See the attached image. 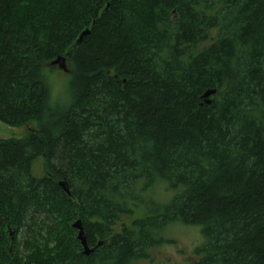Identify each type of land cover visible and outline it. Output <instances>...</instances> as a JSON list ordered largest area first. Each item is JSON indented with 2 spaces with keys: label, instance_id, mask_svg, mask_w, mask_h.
I'll return each mask as SVG.
<instances>
[{
  "label": "trees",
  "instance_id": "1",
  "mask_svg": "<svg viewBox=\"0 0 264 264\" xmlns=\"http://www.w3.org/2000/svg\"><path fill=\"white\" fill-rule=\"evenodd\" d=\"M0 121V264H135L174 222L187 264H264V0H0Z\"/></svg>",
  "mask_w": 264,
  "mask_h": 264
},
{
  "label": "rangeland",
  "instance_id": "2",
  "mask_svg": "<svg viewBox=\"0 0 264 264\" xmlns=\"http://www.w3.org/2000/svg\"><path fill=\"white\" fill-rule=\"evenodd\" d=\"M54 70L49 72V83L52 87V96L59 98L62 103H67V85L70 75L66 71L62 72L59 68L53 67ZM58 97V98H57ZM28 135V128L25 125L10 126L0 121V139L6 138H24ZM32 174L40 176L44 172L43 158L41 156L33 160L31 165ZM156 197L160 201H167L172 192L164 191V187H158ZM15 234L14 229L10 228ZM8 231V230H7ZM9 234V233H8ZM10 236V235H9ZM162 236L170 243H164L155 246L149 250L148 257L142 258L135 264H187L193 259V251L200 246L203 241L201 228L195 225H186L178 222L169 224L162 233ZM17 239L21 240L25 237V233L20 232L16 235ZM22 246V243L20 244ZM10 251L13 249V244L9 245Z\"/></svg>",
  "mask_w": 264,
  "mask_h": 264
},
{
  "label": "water",
  "instance_id": "3",
  "mask_svg": "<svg viewBox=\"0 0 264 264\" xmlns=\"http://www.w3.org/2000/svg\"><path fill=\"white\" fill-rule=\"evenodd\" d=\"M87 31L84 30L82 32V34L79 36L78 40L82 37V35H84ZM50 66H57L60 70H63V71H67V66H66V62H65V58L61 55L57 56L55 59H53L50 63H49ZM215 92V90H206L203 94V97L205 98V101L206 103L209 102V100L207 99V97L210 95V94H213ZM59 186L66 192L68 193V186H67V183L64 179L60 180L58 182ZM71 227L76 230V237L77 239L79 240L82 248H83V252L85 254H89L91 251H92V248H89L87 243H86V237H85V234H84V231H83V227H82V224H81V221L79 219H76L72 222L71 224ZM8 230V233L10 235V237L12 238L13 237V231L8 227L7 228ZM10 250V248H9Z\"/></svg>",
  "mask_w": 264,
  "mask_h": 264
}]
</instances>
